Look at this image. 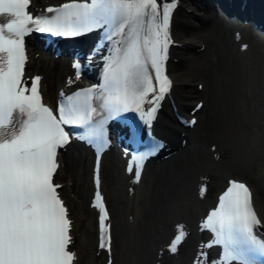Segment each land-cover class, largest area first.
I'll list each match as a JSON object with an SVG mask.
<instances>
[{"label": "snow or ice", "instance_id": "obj_1", "mask_svg": "<svg viewBox=\"0 0 264 264\" xmlns=\"http://www.w3.org/2000/svg\"><path fill=\"white\" fill-rule=\"evenodd\" d=\"M31 5L32 0H0V17L6 18L0 22V264H74L77 254L69 247L72 221L58 192L62 186L54 181L58 150L72 138L66 127L83 129L76 138L99 151L110 144L107 125L114 117L135 113L151 127L172 86L166 61L177 0H67L35 14ZM98 30V49L107 47L101 83L67 96L62 92L55 109L46 104L42 77L25 72L26 37L35 31L70 38ZM74 68L79 79L81 64L76 62ZM160 147L132 156L128 171L134 170L137 182L144 161ZM96 168L93 206L100 212L99 248L108 250L112 264L99 160ZM201 227L213 237L202 247L221 248L211 264H262L264 233L259 229L264 221L245 183L231 181ZM185 236L178 226L168 251L177 252ZM194 264H208L207 253L201 251Z\"/></svg>", "mask_w": 264, "mask_h": 264}, {"label": "bare ground", "instance_id": "obj_2", "mask_svg": "<svg viewBox=\"0 0 264 264\" xmlns=\"http://www.w3.org/2000/svg\"><path fill=\"white\" fill-rule=\"evenodd\" d=\"M58 1L32 0V7ZM232 16L212 0H179L171 16L173 43L166 61L173 83L151 124L166 140L164 155L143 165L139 182L116 149L102 156L99 190L109 209L106 223L116 237L111 240L112 264H194L201 251L211 264L214 251L202 247L209 237L201 218L211 203L206 200L210 189L219 188L231 173L250 182L264 221V39ZM28 45L27 68L42 77L46 98L75 84L65 64L56 65L54 57ZM211 102L219 111L228 107L226 128L209 123ZM166 107L196 115V123L181 126ZM85 154L74 144L60 151L59 192L72 218L77 264H105L109 252L97 244L96 209L88 202L97 190V168ZM180 225L186 236L172 253L168 245Z\"/></svg>", "mask_w": 264, "mask_h": 264}, {"label": "rangeland", "instance_id": "obj_3", "mask_svg": "<svg viewBox=\"0 0 264 264\" xmlns=\"http://www.w3.org/2000/svg\"><path fill=\"white\" fill-rule=\"evenodd\" d=\"M49 56H50V53H49ZM53 62H55V64L56 65H59V66H61L62 67V65H60L59 63H61L58 59H55ZM261 85L264 87V82H261ZM263 98V103H264V95L262 96ZM226 101H228V100H226ZM226 101H225V106H226ZM210 110H211V113H212V118H209V123L210 124H213L217 129L220 127V126H224L225 128H226V123H227V119L226 118H224V116L226 115V112H227V110H228V107H227V109H223L222 111L220 110L219 111V108L218 107H216L214 104H213V102H211V106H210ZM165 109H167L168 111H169V114H171V117H172V115H173V117H174V114H173V112H171V110H169L167 107L165 108ZM223 111H225V112H223ZM181 112H183V111H181ZM183 113H186V112H183ZM221 114H223V117H221ZM174 119V118H173ZM257 119H259V118H257ZM251 119H249V120H247V122H249ZM254 121H256V119H253ZM195 121H196V119H195ZM194 124H192V126H193ZM218 131H223V130H218ZM79 149H81L80 147H79ZM82 152H83V154L84 153H86L85 155H88V152L87 151H85V150H82ZM84 164V163H83ZM230 175H233V176H236L235 174H233V173H231ZM217 189L215 188V189H210V191H209V194H208V196H206V200L208 201V202H211V198H212V196H214L215 195V191H216ZM88 202H89V199H88ZM170 207V210H171V206H169ZM182 212V211H181ZM181 212H180V214H181ZM151 220V222H155L157 219H156V216H153V217H151L150 218ZM166 219H167V214H166ZM164 221H165V213L163 214V219H162V221L160 222V223H164ZM109 224H110V226H111V235L113 236V239L115 240V230H114V227H112V225H111V223L109 222ZM204 234V233H203ZM112 239V237H111V240H113ZM186 250V249H185ZM209 249H207V252H208V254H209V256L211 255V251L209 252L208 251ZM211 257H212V255H211ZM213 258V257H212ZM131 261V259L129 260V262ZM131 263V262H130ZM137 263H139V260L137 261Z\"/></svg>", "mask_w": 264, "mask_h": 264}]
</instances>
